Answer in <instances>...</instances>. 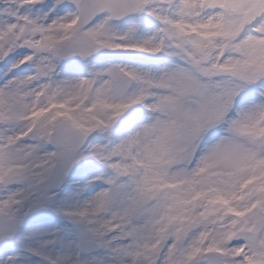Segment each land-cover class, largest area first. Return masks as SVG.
<instances>
[{"label": "snow or ice", "instance_id": "6c2138e0", "mask_svg": "<svg viewBox=\"0 0 264 264\" xmlns=\"http://www.w3.org/2000/svg\"><path fill=\"white\" fill-rule=\"evenodd\" d=\"M0 264H264V0H0Z\"/></svg>", "mask_w": 264, "mask_h": 264}]
</instances>
